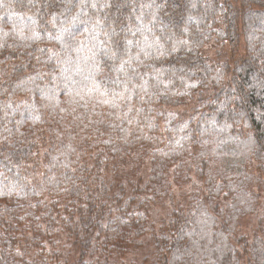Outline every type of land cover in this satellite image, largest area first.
Wrapping results in <instances>:
<instances>
[{
	"label": "trees",
	"instance_id": "16d2710c",
	"mask_svg": "<svg viewBox=\"0 0 264 264\" xmlns=\"http://www.w3.org/2000/svg\"><path fill=\"white\" fill-rule=\"evenodd\" d=\"M262 198L264 0H0V264H264Z\"/></svg>",
	"mask_w": 264,
	"mask_h": 264
},
{
	"label": "rangeland",
	"instance_id": "374dc122",
	"mask_svg": "<svg viewBox=\"0 0 264 264\" xmlns=\"http://www.w3.org/2000/svg\"><path fill=\"white\" fill-rule=\"evenodd\" d=\"M228 51L229 52V48L228 47H221V50ZM219 49L213 45L212 43H210L205 49L204 52L207 55V57L212 60V61H217V59L219 58L218 55H220L218 53ZM223 52V53H224ZM227 53V52H226ZM231 55V54H230ZM224 55H220V59H224ZM180 111H182V108H179ZM187 113L190 112L192 109L190 106H188L187 108L184 109ZM183 110V111H184ZM261 208H260V216H261V223H259L260 221L256 222V217L253 216H249L248 218H244L243 222H242V231L243 233L246 232V234H248L249 236H251L253 234V232L255 230H260V225L262 226V224L264 223V198L261 199ZM167 210L166 208L164 209H160V208H155V211L152 212V221L153 222H158L162 217H164V214H166Z\"/></svg>",
	"mask_w": 264,
	"mask_h": 264
}]
</instances>
